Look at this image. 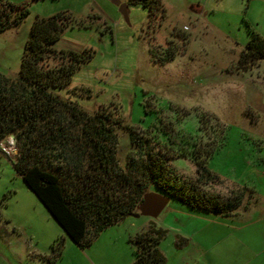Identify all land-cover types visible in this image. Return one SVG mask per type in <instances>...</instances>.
Segmentation results:
<instances>
[{"label":"rangeland","instance_id":"374dc122","mask_svg":"<svg viewBox=\"0 0 264 264\" xmlns=\"http://www.w3.org/2000/svg\"><path fill=\"white\" fill-rule=\"evenodd\" d=\"M8 1L25 4L30 14L18 27L0 33V73L18 78L36 17L67 12L74 26L62 33L55 48L79 53L92 48L95 54L72 75L68 88L57 90L60 96L89 113L117 110L124 123L150 129L153 144L172 142L175 149L200 138L209 140L213 135L199 130V119L202 113L214 115L227 131L208 167L223 183L205 189L226 196L245 186L254 193L246 197L243 205H248L224 216L191 209L150 184L133 215L81 250L16 173L18 146L8 137L2 141L6 150L0 148V264H130L135 253L129 236L150 222L167 231L160 244L166 264H181L191 256L186 245H181L184 250L174 246L182 238L178 235L187 231L197 229L194 235L205 239L218 236L222 241L218 247L237 248L238 237L246 243L249 230L236 227L264 214V59L248 70L238 69L237 62L251 37L248 24L264 37V0H162L166 16L148 33L142 31L148 11L127 0ZM81 22L83 27L78 26ZM167 48L178 53L162 65L159 58ZM56 63L51 59L48 65ZM163 125L168 126V135ZM116 134L118 163L125 168L128 154L136 149L128 131L116 126ZM169 164L182 178L197 176L195 164L187 158H172ZM164 198L167 202L158 212H148L145 202ZM193 214L197 218H191ZM57 239L64 240L62 256L48 263Z\"/></svg>","mask_w":264,"mask_h":264},{"label":"trees","instance_id":"16d2710c","mask_svg":"<svg viewBox=\"0 0 264 264\" xmlns=\"http://www.w3.org/2000/svg\"><path fill=\"white\" fill-rule=\"evenodd\" d=\"M127 4L141 5L148 11L143 33L160 25L166 16L162 0H127ZM29 14L25 4L0 0V33L18 27ZM74 21L67 12L36 17L24 46L18 78L0 73V142L8 137L15 139L16 173L73 243L87 249L101 232L133 215L144 202L150 184L166 197L198 211L230 216L248 205H243L244 201L254 193L248 187L239 186L226 196L205 189L223 183L208 167L227 131L214 115L202 113L199 119V130L213 135L209 140L203 142L200 138L175 149L172 142L153 144L150 129L124 123L117 110L100 108L89 113L57 93L69 87L72 75L95 54L92 48L80 53L55 48L62 33L73 28ZM78 26L84 25L81 22ZM248 27L251 37L237 62V68L243 70L264 59V37L249 24ZM180 37L186 41L185 35ZM148 51L153 57L152 47ZM177 53L167 48L159 61L162 65L171 62ZM51 59L57 61L54 66L48 65ZM77 90L73 89L74 93ZM79 91L90 93L84 88ZM116 126L129 132L136 149L128 154L125 168L118 163ZM167 128L163 125L168 135ZM178 157L195 164L194 180L182 178L169 164L170 159ZM166 234V230L150 223L130 236L135 253L131 264H165L159 245ZM186 241L178 238L176 245H185ZM63 247V239L53 243L52 260L62 254Z\"/></svg>","mask_w":264,"mask_h":264},{"label":"crops","instance_id":"0c3cea01","mask_svg":"<svg viewBox=\"0 0 264 264\" xmlns=\"http://www.w3.org/2000/svg\"><path fill=\"white\" fill-rule=\"evenodd\" d=\"M194 215L195 214H193L191 218H197ZM122 221L111 227L119 225L120 223H122ZM150 223H148L147 227L149 226ZM109 228H107L106 230H108ZM236 228L239 230L248 229L249 232L247 234L248 237L246 238V243H244L243 239L241 240L239 237L234 238L235 243L237 244V248L234 247L233 249H231L229 246H227L226 248H224V246L218 247L217 245H220V243H222L221 239H219L218 236H213V237L211 236L206 239L204 237L199 238L200 236H195L194 234L197 232V229L195 232L192 233H189L188 231L184 232L183 233L184 236L178 235L179 237L182 236V238H185L187 240L185 244L186 251L189 248L192 249L191 256L190 257L185 256L182 259L183 262H181V264H264V214L261 215L260 218H257L255 221H249L248 223H243L242 225L237 226ZM252 228L255 229V233L251 232ZM260 228L263 229L262 233H260V231H257L260 230ZM210 242L214 243L213 246L211 247V245H208V247H206V245L209 244ZM254 244L256 245L254 246ZM174 246L176 247V249H178L177 248L178 246L176 245V241ZM183 246H180L179 248ZM159 248L161 250L160 245ZM181 250H184V248L183 249L181 248ZM61 256L62 255H60L55 260H51V261L49 258H47V261L48 263L50 262L55 263ZM166 262H167V258H166Z\"/></svg>","mask_w":264,"mask_h":264},{"label":"water","instance_id":"95a60500","mask_svg":"<svg viewBox=\"0 0 264 264\" xmlns=\"http://www.w3.org/2000/svg\"><path fill=\"white\" fill-rule=\"evenodd\" d=\"M144 201H145V197H144ZM167 202V199H161L159 201L153 200V199H149L147 202V210L148 212H158ZM144 203V202H143ZM142 203V204H143Z\"/></svg>","mask_w":264,"mask_h":264},{"label":"built area","instance_id":"2783aa9c","mask_svg":"<svg viewBox=\"0 0 264 264\" xmlns=\"http://www.w3.org/2000/svg\"><path fill=\"white\" fill-rule=\"evenodd\" d=\"M5 147H6V146H5L4 143L1 141V142H0V148L3 149V150H6Z\"/></svg>","mask_w":264,"mask_h":264}]
</instances>
